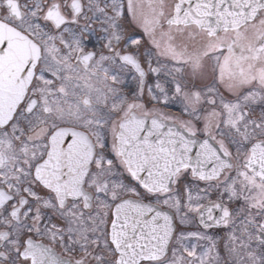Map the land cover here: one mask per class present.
<instances>
[{
  "label": "snow or ice",
  "instance_id": "snow-or-ice-1",
  "mask_svg": "<svg viewBox=\"0 0 264 264\" xmlns=\"http://www.w3.org/2000/svg\"><path fill=\"white\" fill-rule=\"evenodd\" d=\"M0 264H264V0H0Z\"/></svg>",
  "mask_w": 264,
  "mask_h": 264
}]
</instances>
